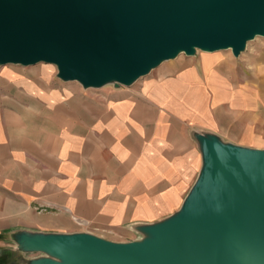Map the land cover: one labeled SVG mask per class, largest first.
Here are the masks:
<instances>
[{
	"label": "crops",
	"instance_id": "obj_1",
	"mask_svg": "<svg viewBox=\"0 0 264 264\" xmlns=\"http://www.w3.org/2000/svg\"><path fill=\"white\" fill-rule=\"evenodd\" d=\"M202 136L264 151V42L99 90L51 64L0 65V264L49 258L22 235L143 241L196 185Z\"/></svg>",
	"mask_w": 264,
	"mask_h": 264
},
{
	"label": "water",
	"instance_id": "obj_2",
	"mask_svg": "<svg viewBox=\"0 0 264 264\" xmlns=\"http://www.w3.org/2000/svg\"><path fill=\"white\" fill-rule=\"evenodd\" d=\"M264 37V0H0V65H55L85 89L131 86L200 49L239 56ZM204 165L181 211L143 241L18 237L27 264H264V151L202 136Z\"/></svg>",
	"mask_w": 264,
	"mask_h": 264
},
{
	"label": "rangeland",
	"instance_id": "obj_3",
	"mask_svg": "<svg viewBox=\"0 0 264 264\" xmlns=\"http://www.w3.org/2000/svg\"><path fill=\"white\" fill-rule=\"evenodd\" d=\"M260 41L264 42V37H257V38H255V39L249 41V42L247 43V45H246L245 50H244L242 53H244V52L249 48L250 45H254L255 43H258V42H260ZM216 52H219V53H220V52H221V53H228V52H231V53L233 54V52H232L231 49H228V50H221V51H216ZM216 52H207V51H203V50L198 49V50L195 52L194 55H186L185 53H182V54H180V55L177 56V57H195V56H199V55H201V54H203V53H216ZM242 53H241V54H242ZM241 54H240L238 57H240ZM233 56L237 58V56H235L234 54H233ZM177 57H176V58H177ZM176 58H175V59H176ZM172 60H174V59H171V60H168V61H164V62L161 63L158 67H160V66L163 65L164 63H167V62L172 61ZM54 67H55V70H56V72H57V74H58V68H57L55 65H54ZM158 67L154 68V69H153L149 74H147L146 76H144V77H142V78L136 80L132 85L136 84V83L139 82L141 79H143V78H145V77L151 75L152 73H154V72L158 69ZM76 82H77V81H76ZM78 83H79V82H78ZM110 85H114V84H107V85H105V86H103V87H101V88H104V87H106V86H110ZM132 85H131V86H132ZM114 86H115V85H114ZM124 87H125V86H124ZM101 88H89V89H91V90H99V89H101Z\"/></svg>",
	"mask_w": 264,
	"mask_h": 264
}]
</instances>
